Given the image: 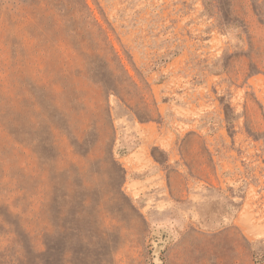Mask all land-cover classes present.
I'll use <instances>...</instances> for the list:
<instances>
[{"label":"rangeland","instance_id":"rangeland-1","mask_svg":"<svg viewBox=\"0 0 264 264\" xmlns=\"http://www.w3.org/2000/svg\"><path fill=\"white\" fill-rule=\"evenodd\" d=\"M204 1L0 0V263L264 264V0ZM32 95L70 128L30 136Z\"/></svg>","mask_w":264,"mask_h":264},{"label":"crops","instance_id":"crops-1","mask_svg":"<svg viewBox=\"0 0 264 264\" xmlns=\"http://www.w3.org/2000/svg\"><path fill=\"white\" fill-rule=\"evenodd\" d=\"M146 128H149V126H146ZM137 139L139 141L138 145H141L143 143L142 139ZM141 156H144L145 158L144 153H140L135 146L130 148V150L125 155L128 163H126L124 166L127 170V183L131 186L129 190L132 197H145L146 203H148L149 201H154L156 204L152 208H161L163 204H167L168 208H174L173 201L176 199L175 196L177 195V193L174 191L170 173H168L167 170L165 171L164 169H162V167L160 166L161 164L159 163H138V158H140ZM175 164L176 163H174V165ZM201 181L209 184L210 182H214L212 178H210V181L207 179H199L198 183L195 185V188L202 187V185L199 183ZM158 194H168V198L173 201L165 199L159 200V198L157 197ZM198 196H203V194L200 193ZM207 198L208 197L204 198V200H206ZM210 200H212V198ZM211 202L212 206L210 208L215 207L216 201L212 200ZM192 207H194V209H197L196 205Z\"/></svg>","mask_w":264,"mask_h":264},{"label":"trees","instance_id":"trees-1","mask_svg":"<svg viewBox=\"0 0 264 264\" xmlns=\"http://www.w3.org/2000/svg\"><path fill=\"white\" fill-rule=\"evenodd\" d=\"M224 4V12H226L230 18V21H226V27H230L231 24L236 25L240 21H243V19H240V16L237 13V10L235 8V0H222ZM205 5L208 7L210 10L211 8V0H205ZM221 5V3H220ZM222 10V9H221ZM92 14V12H90ZM95 20V19H94ZM233 20V21H232ZM96 21V20H95ZM93 81L96 83H100L103 81V77H101V73H98V76L93 75ZM44 87H50V85L44 81L43 82ZM52 93L54 94L55 91H53V88H50ZM31 100H33V103H31V108L33 112L36 114L34 115L33 118L28 119V123L30 125L29 129V135L31 136L32 131L34 128L37 126L36 122L34 121L36 117V121L41 118V135L42 136H47L48 134H53L57 130H67L70 128L69 122L64 115V113L57 107L55 103H52L51 101H47L46 105H41L38 103V100L32 95ZM46 102V101H45ZM30 107V105H29ZM32 128V129H31ZM42 143L45 144V139H41ZM48 163H39V167H31L29 170L30 174H43L47 170H45L43 167H45ZM5 174V173H3ZM3 262V261H0ZM3 264V263H0ZM8 264H22L21 261L17 260L15 261L14 259L8 260Z\"/></svg>","mask_w":264,"mask_h":264}]
</instances>
